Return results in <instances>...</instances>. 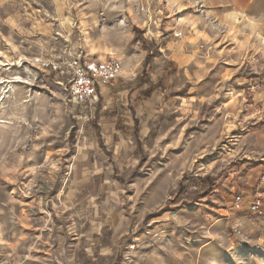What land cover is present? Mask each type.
I'll return each instance as SVG.
<instances>
[{
    "label": "rangeland",
    "instance_id": "obj_1",
    "mask_svg": "<svg viewBox=\"0 0 264 264\" xmlns=\"http://www.w3.org/2000/svg\"><path fill=\"white\" fill-rule=\"evenodd\" d=\"M5 57L0 264H264V0H0Z\"/></svg>",
    "mask_w": 264,
    "mask_h": 264
},
{
    "label": "built area",
    "instance_id": "obj_2",
    "mask_svg": "<svg viewBox=\"0 0 264 264\" xmlns=\"http://www.w3.org/2000/svg\"><path fill=\"white\" fill-rule=\"evenodd\" d=\"M44 68L69 76L67 89L71 98L80 105L93 108L99 102V92L103 87L114 84L124 74V66L119 59L104 61L73 57L68 62L47 61Z\"/></svg>",
    "mask_w": 264,
    "mask_h": 264
},
{
    "label": "bare ground",
    "instance_id": "obj_3",
    "mask_svg": "<svg viewBox=\"0 0 264 264\" xmlns=\"http://www.w3.org/2000/svg\"><path fill=\"white\" fill-rule=\"evenodd\" d=\"M17 64H20L19 62ZM12 66L13 63L9 60H7V58L5 57L4 60H0V114L2 112H5L6 110V105L8 104L9 100L16 98L17 95V87L15 84H20V83H25V82H20L21 80H16L19 79V77H3V73L6 72H11L12 71ZM29 85V83H28ZM31 85V84H30ZM16 110L19 107V103L15 102L14 103ZM27 104V103H26ZM23 104H21L22 107ZM24 105H23V109H24ZM6 113V112H5ZM8 121H2L0 118V128H4L9 126Z\"/></svg>",
    "mask_w": 264,
    "mask_h": 264
}]
</instances>
